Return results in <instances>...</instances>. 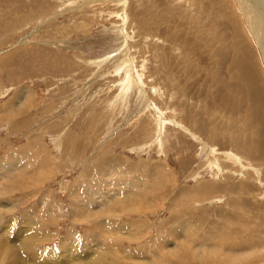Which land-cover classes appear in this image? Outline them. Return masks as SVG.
Masks as SVG:
<instances>
[{"label": "rangeland", "instance_id": "1", "mask_svg": "<svg viewBox=\"0 0 264 264\" xmlns=\"http://www.w3.org/2000/svg\"><path fill=\"white\" fill-rule=\"evenodd\" d=\"M254 3L0 0V159L25 166L4 194L5 242L38 231L54 264L98 248L102 264L264 263Z\"/></svg>", "mask_w": 264, "mask_h": 264}, {"label": "bare ground", "instance_id": "2", "mask_svg": "<svg viewBox=\"0 0 264 264\" xmlns=\"http://www.w3.org/2000/svg\"><path fill=\"white\" fill-rule=\"evenodd\" d=\"M115 1V0H114ZM246 1V0H245ZM249 1V0H248ZM118 3H119V1H118ZM121 4V3H120ZM214 4V3H213ZM245 4V3H244ZM256 4V5H255ZM247 5V4H246ZM250 5V4H249ZM254 5H255V7L257 8V10L260 12V11H264V8H263V6H264V0H255V3H254ZM253 5V6H254ZM121 6H123V4L121 5ZM214 6V5H213ZM250 6H252V5H250ZM242 9H244L243 7H242ZM250 9H252V7L250 8ZM245 11V13H247V11L246 10H244ZM122 12H124V11H122ZM119 13V12H118ZM248 14V13H247ZM259 14V13H258ZM248 16H249V18L251 19V22H252V26L254 27V30L256 31L255 32V35H256V37H257V39L259 40V42H260V44H261V48H263V40H264V25L263 24H261V23H259V24H257V23H255L253 20H254V18H252L249 14H248ZM251 22H250V24H251ZM125 23V22H124ZM263 23V22H262ZM257 24V25H256ZM256 25V26H255ZM239 30V29H238ZM263 31V32H262ZM124 32V31H123ZM235 32V31H234ZM237 32V31H236ZM239 34H241V33H239ZM236 35H238V34H236ZM125 36V35H124ZM189 39V38H188ZM200 40V39H199ZM187 42V41H186ZM242 48V47H241ZM264 50V49H263ZM125 54V53H124ZM127 55V54H126ZM122 56V55H121ZM123 57V56H122ZM128 58V57H127ZM120 59V58H119ZM240 60V59H239ZM248 60V59H247ZM262 63H264V55H263V58H262ZM238 61V60H237ZM243 61V60H242ZM8 62V60L7 61H5V62H0V64L1 65H4V64H6ZM128 62V61H127ZM244 62V61H243ZM252 62V61H251ZM123 63V62H122ZM129 63V62H128ZM253 63V62H252ZM233 63H231V67L233 66H236V65H232ZM246 65H248V64H246ZM240 66H242L241 64H240ZM230 67V66H229ZM230 67V68H231ZM237 68H240V67H237ZM244 68V67H243ZM107 69H109V68H107ZM232 69V68H231ZM245 69V68H244ZM230 70V69H229ZM105 71V70H104ZM231 71V70H230ZM229 71V72H230ZM252 71V70H251ZM232 72V71H231ZM230 72V73H231ZM240 72V71H239ZM239 72H236V73H239ZM233 73H235V72H233ZM241 73V72H240ZM242 74V73H241ZM246 74V79H245V85H246V87H248V89H249V94H248V97H252L253 98V100H255V99H260L261 97L263 98L264 96H262V93H261V89H259V87H258V85H257V82H256V76H255V74L253 73V71L251 72V74L253 75V76H250V70L248 71V72H246L245 73ZM244 74V75H245ZM228 75H229V73H228ZM232 75V74H231ZM235 77V76H234ZM125 78V77H124ZM135 78H137V77H135ZM127 79H130L131 80V75L129 74L128 76H127ZM122 80V79H121ZM242 80V79H241ZM124 81V80H123ZM122 82V81H121ZM130 82V81H129ZM231 82V81H230ZM239 82V81H238ZM123 83V82H122ZM130 83H132V81L130 82ZM129 84V83H128ZM123 85V84H122ZM138 85V84H137ZM225 85V84H224ZM128 86V85H127ZM245 87V86H244ZM131 88V87H130ZM225 88V87H224ZM143 89H141V91H142ZM143 92H145L144 90H143ZM142 92V93H143ZM29 93V92H28ZM146 93V92H145ZM146 103V102H145ZM148 103V102H147ZM151 106V105H150ZM263 107H264V103L262 102V104L261 103H259L257 106H256V108H261L262 110H263ZM253 109V108H252ZM254 110H255V108H254ZM261 110V111H262ZM14 111H15V109H14ZM14 111L12 110V112L14 113ZM253 111V110H252ZM258 111V110H257ZM259 112V111H258ZM23 113L24 112H22L21 110H20V115H23ZM157 113V112H156ZM160 113V112H159ZM159 113H158V115H159ZM252 113V112H251ZM254 113V112H253ZM17 114H19V110H18V112H17ZM253 115V114H252ZM256 115V114H255ZM259 116V115H258ZM249 117H251V116H249ZM253 117V116H252ZM255 117V116H254ZM2 119V118H1ZM249 119H251V118H249ZM262 119H264V118H262ZM261 119V120H262ZM257 120V119H256ZM171 121V120H170ZM251 121L252 120H250V123H251ZM254 122V121H253ZM260 122V121H259ZM174 123V122H173ZM179 124V123H178ZM14 126V125H13ZM262 130H263V128H262ZM261 131V130H260ZM159 132V131H158ZM194 133V132H193ZM191 135H192V133H191ZM193 135H195V134H193ZM198 138V137H197ZM199 140H201L200 138H199ZM202 141V140H201ZM160 143H161V141H160ZM205 143V142H204ZM260 144V143H259ZM207 145V144H206ZM261 145H263L262 143H261ZM260 145V146H261ZM209 146V145H208ZM259 146V147H260ZM262 147V146H261ZM214 148V147H213ZM261 149V148H260ZM212 150V149H211ZM254 150V149H253ZM202 152H204V151H202ZM208 152V151H207ZM211 152V151H210ZM228 154V152L226 153V155ZM230 154V153H229ZM232 154V153H231ZM208 155V154H207ZM213 155V154H212ZM225 155V156H226ZM5 156H7L9 159H11L12 161L13 160H15V159H20L19 157H17V155H10V150H8L7 151V154L5 155ZM211 156V155H210ZM228 156V155H227ZM263 156V155H262ZM203 157V156H202ZM205 157V156H204ZM229 157V156H228ZM231 157V156H230ZM233 157V156H232ZM237 157H238V155H237ZM264 157V156H263ZM27 158V157H26ZM211 158V157H210ZM235 158V157H234ZM239 158V157H238ZM212 159V158H211ZM229 159H231V158H229ZM237 159V158H236ZM10 160V161H11ZM22 160H24V159H22ZM232 160V159H231ZM238 160V159H237ZM11 161V162H12ZM26 162V161H25ZM218 162V161H217ZM235 162V161H234ZM15 164H17V163H15ZM217 165H218V163H217ZM108 166V165H107ZM209 166V165H208ZM22 167H25V166H23V165H21V167H19V165L18 166H16V167H12L11 168V166L10 165H7L6 164V162H5V159H0V184L2 183V185H3V188L2 189H0V262L2 263L3 262V256H4V248L6 247L7 249H6V254H7V257L8 258H11V260L13 261V263H15V264H17V263H20V264H25V258H29V262H26V264H42L43 262H44V260L46 261V260H48V258L50 257V255H45V254H52V253H54V249H50V252H48V251H45L44 250V248H42L41 247V244H42V242H43V240L41 239V238H44L45 236H43L42 235V233H38V231H36V233H33V234H31V233H29V235H31V236H29V237H27L26 238V234L25 235H18V236H20V237H18V236H16V238H17V245L18 246H15V244H7V243H11V242H9V240H7V242H5V239H8L7 237H5V235H3V233H5L6 234V236H9L7 233H8V231L9 230H6L5 228L4 229H2V224H4V223H7V222H5V220L7 219V215L10 213V218H11V216H13V215H11V214H14L12 211H13V209H12V207H11V203L10 202H5V200H3L4 199V197H5V193H8V194H11V192H13L14 190L13 189H20V187L18 186V184H14V185H12V183H10V177H11V173H13L12 171H17L18 172V174L22 171ZM4 168V169H3ZM245 168V167H244ZM247 168V167H246ZM2 169V170H1ZM261 169V168H260ZM4 170V171H3ZM220 170V169H219ZM224 171V170H223ZM220 172V171H219ZM222 172V171H221ZM222 174V173H221ZM13 175V174H12ZM14 175H16V174H14ZM218 174H216V176H217ZM258 175V174H257ZM261 175V174H260ZM22 176V175H21ZM7 178L9 179V181L7 180ZM109 178V177H108ZM6 180V181H5ZM201 185H203V184H201ZM1 187V186H0ZM204 187H205V185H204ZM218 187V186H217ZM4 192V193H3ZM130 192V191H129ZM122 197V196H121ZM127 197V196H126ZM125 200V199H124ZM127 200V199H126ZM125 200V201H126ZM42 202V201H41ZM122 202H123V199H122ZM115 203H117V202H115ZM108 204V203H107ZM13 205V204H12ZM15 205V204H14ZM41 205H43V204H41ZM54 205V204H53ZM106 205V204H105ZM104 205V207H106ZM111 205V204H110ZM114 205V204H113ZM116 205V204H115ZM121 206V205H120ZM37 207H39L38 205H37ZM110 208V207H109ZM116 208V207H115ZM44 209V208H43ZM111 209V208H110ZM123 209L124 208H122L121 209V211H123ZM15 210V209H14ZM38 210H39V208H38ZM125 210H132V209H130V207L129 206H127L126 208H125ZM119 211V210H118ZM105 212V211H104ZM109 212V211H108ZM113 212V211H112ZM116 213V212H115ZM52 214V213H51ZM104 214V213H103ZM105 214H106V212H105ZM111 214H113V213H111ZM35 216V215H34ZM25 220V219H24ZM24 220H22V221H24ZM11 221L15 224L16 223V221L14 220V219H11ZM22 221H21V223H22ZM113 221V220H112ZM108 222H109V220H108ZM117 222V223H116ZM115 222V225L117 224V226L115 227V228H117V229H120V228H122V226L121 225H119V223H118V221H116ZM120 222V221H119ZM110 223V222H109ZM114 223V222H113ZM23 224V223H22ZM34 224V223H33ZM108 223H106V225H107ZM8 225H12L11 223H8ZM37 225V224H36ZM111 225H113V224H111ZM108 226V225H107ZM109 226H110V224H109ZM126 227V226H125ZM184 227V226H183ZM12 228H16V227H14L13 225L11 226V230H12ZM20 228V227H19ZM114 228V229H115ZM93 229V228H92ZM17 230V229H16ZM28 230H30V229H27L26 230V232H28ZM108 230V229H107ZM236 230V229H235ZM5 231H7V233L5 232ZM13 231H14V229H13ZM25 230H23V232H24ZM98 231V230H97ZM110 231V230H109ZM118 232H119V230H117ZM184 231V230H183ZM20 232V231H19ZM25 232V233H26ZM106 232V231H105ZM117 232V233H118ZM18 233V232H17ZM99 233V232H98ZM126 233H128V232H126ZM173 233H174V231H173ZM112 234V233H111ZM123 234V233H122ZM179 233H177V235H178ZM28 235V234H27ZM47 235V234H46ZM118 235H121V234H118ZM21 236H22V238H21ZM99 236V235H98ZM110 237V236H109ZM114 237H115V234H114ZM117 237V236H116ZM126 237V236H125ZM175 237V236H174ZM185 237V236H184ZM47 238V237H46ZM76 239V238H75ZM20 240V241H19ZM28 240V241H27ZM100 240H101V237H100ZM103 240V239H102ZM113 240V239H112ZM111 240V242H113ZM97 241V240H96ZM105 241V240H104ZM108 241V240H107ZM109 242V241H108ZM110 242V243H111ZM118 242V241H117ZM183 242V241H182ZM164 243V242H163ZM184 243H185V239H184ZM108 244V243H107ZM118 244H119V242H118ZM106 245V244H105ZM104 244H103V246H105ZM156 245V244H155ZM184 245V244H183ZM43 246V245H42ZM102 246V247H103ZM163 246V245H162ZM204 246V245H203ZM219 246V245H218ZM240 246V245H239ZM99 247V246H98ZM179 247V246H178ZM15 248H16V251H15ZM17 248H18V251H17ZM167 248H169V247H167ZM174 248V247H173ZM99 249V248H98ZM96 250V251H93V253H91L87 258H85V260L84 261H81L82 263H85V264H102V260H101V255L99 254V252L101 251V248L99 249V250ZM111 249V248H110ZM162 249H164L163 247H162ZM166 250V249H165ZM169 250V249H168ZM167 250V251H168ZM184 250H185V248H184ZM60 251V250H59ZM62 251V250H61ZM27 252H28V254H27ZM56 252V251H55ZM158 252H159V249H158ZM178 252V251H177ZM63 253H65V252H63ZM102 253V252H101ZM164 253V252H163ZM166 253V252H165ZM199 253V252H198ZM66 254V253H65ZM80 254V253H79ZM85 254V253H84ZM83 254V255H84ZM87 254V253H86ZM107 254H108V252H107ZM156 254V253H155ZM195 254V253H194ZM81 256H82V254H80ZM104 255V254H103ZM109 255V254H108ZM175 255H176V253H175ZM196 255H198L197 253H196ZM28 256V257H27ZM45 256V257H44ZM56 255H52V257H55ZM74 256V255H73ZM113 256V255H112ZM162 256V255H161ZM177 256V255H176ZM46 257H48L47 259H45ZM59 257V256H58ZM159 257V256H158ZM173 257V256H172ZM178 257V256H177ZM176 257V258H177ZM180 257H181V255H180ZM71 259H73L72 257H70ZM80 257L79 256H76V260L77 259H79ZM105 258H107V257H105ZM81 259V258H80ZM84 259V258H83ZM104 259V258H103ZM109 259V258H108ZM166 259V258H165ZM40 260H42L41 262H39ZM106 260V259H105ZM110 260H111V258H110ZM113 260V259H112ZM111 260V261H112ZM168 260V259H167ZM171 260V259H170ZM173 260V259H172ZM55 261H58V258H52L51 260H49V262L48 261H46L48 264H54L53 262H55ZM67 260H65V262H66ZM155 261V260H154ZM4 262H5V260H4ZM60 262V261H59ZM80 262V261H79ZM81 262H80V264H81ZM114 262V261H113ZM116 262V261H115ZM6 263V262H5ZM12 263V264H13ZM105 263H107L106 261H105ZM109 263H110V261H109ZM115 264V263H114ZM129 264V263H128ZM131 264H136V262H131ZM138 264V263H137ZM262 264H264V263H262Z\"/></svg>", "mask_w": 264, "mask_h": 264}]
</instances>
